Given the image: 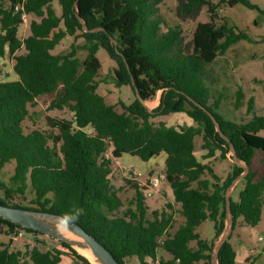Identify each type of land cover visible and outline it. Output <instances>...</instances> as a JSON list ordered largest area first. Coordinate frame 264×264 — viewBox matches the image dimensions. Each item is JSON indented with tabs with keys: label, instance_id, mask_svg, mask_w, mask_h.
Returning a JSON list of instances; mask_svg holds the SVG:
<instances>
[{
	"label": "trees",
	"instance_id": "obj_1",
	"mask_svg": "<svg viewBox=\"0 0 264 264\" xmlns=\"http://www.w3.org/2000/svg\"><path fill=\"white\" fill-rule=\"evenodd\" d=\"M161 2L0 0V57L13 59L16 76L13 81H0V172L6 164L14 163L8 183L0 182V204L61 215L80 225L120 264L131 258H136L137 264H211L212 248L225 228L226 190L243 173L232 156L225 178L212 169L213 161L227 160L230 144L238 160L248 167V173L235 185L239 188L237 200L229 195L232 228L240 217L245 225L254 227L264 214V138L257 136L264 131V116L253 113L252 98L247 102L248 120L235 123L220 115L223 96L207 70L229 47L247 40L245 33L228 26L218 9L241 4L263 19L264 11L249 0H218L216 4L176 0L178 20L197 17L202 7L209 18L198 23L191 40L185 42L179 24L161 31L156 17ZM22 15L32 20L28 36L19 39ZM217 20L221 21L218 25ZM67 36L74 41L82 39V45L72 44L68 52L53 54ZM99 48L116 64L115 87L129 86L135 96L128 105L119 101V110L96 92L102 67L96 57ZM78 49L86 53L83 60L76 56ZM53 93L56 96L48 110L67 109L72 120L47 119L52 132L25 133L22 122L28 116L27 107L34 106L38 97ZM158 93V105L148 111L141 102L154 100ZM234 98L232 107L238 109L243 100L240 88ZM204 110L215 118L227 141ZM172 114H181L192 124L168 126L151 121ZM196 137L202 140L199 157L194 153ZM108 144L112 147L110 157L105 156ZM160 154L165 155L162 175L172 193L171 203L149 211L144 195L147 189L126 179L134 195L130 206L122 209L119 190L111 182L112 162L122 155L148 162ZM26 192L31 196L28 206L14 201ZM175 215L184 221L169 233ZM207 219L214 226L210 243L196 232ZM3 228L9 237L21 232L42 235L0 218V233ZM228 239L219 249L217 264L235 262ZM57 242L77 264H91L65 243ZM61 252L37 246L25 252L10 251L7 243L0 242V264H59Z\"/></svg>",
	"mask_w": 264,
	"mask_h": 264
},
{
	"label": "rangeland",
	"instance_id": "obj_2",
	"mask_svg": "<svg viewBox=\"0 0 264 264\" xmlns=\"http://www.w3.org/2000/svg\"><path fill=\"white\" fill-rule=\"evenodd\" d=\"M216 4L218 0H209ZM259 9L264 11V0H249ZM57 15H60V9L56 2L52 3ZM176 0H162L157 6L156 17L161 22V31L165 32L168 28L179 24L181 27L182 37L185 42H189L192 33L198 23L208 22V14L206 7H202L199 14L195 18L178 20L175 15ZM220 17H224L228 26L234 27L237 31L243 32L247 36V40H240L236 44L229 47L223 56H219L210 65L207 70L212 72L216 90L222 94L223 99L219 107V113L225 119L235 123L246 121L250 115H246L247 102L250 98L253 99V113L257 116H264V19L255 10H250L241 4L229 7L223 5L218 9ZM32 20L31 16H25L22 23L19 25L17 36L23 39L29 34V24ZM221 21L217 20V25ZM1 34V31H0ZM82 39L74 41L73 37H65L52 52L53 54L66 53L70 50V46L82 45ZM19 53H22L20 51ZM85 52L78 49L77 58L83 60ZM96 57L101 63V71L98 74L97 81L100 82L97 88V93L103 96L105 102L116 106L117 103L128 105L135 99L134 94L129 86L122 85L115 87L112 82V77L116 69V64L108 57L105 50L99 48ZM14 61L11 57L5 55L0 57V81H13L16 76L13 73ZM206 84L207 80L202 78ZM206 81V82H205ZM240 88L243 93V100L238 109H234V93ZM55 94L40 96L36 99L34 106H28V116L22 122V128L25 133L32 130H40L41 132L50 133L47 127V119L60 118L72 120V114L67 110H48L50 102L55 98ZM160 93L150 102L144 103L145 106L152 110L158 105ZM153 124L164 122L168 126H179L186 124V117L181 114H172L168 116H157L152 120ZM54 133L56 131H53ZM91 133L90 130H87ZM259 138H264V131L257 135ZM200 137L195 138L194 153L199 157L201 154ZM231 152L227 155V160L213 161L212 169L214 173L225 178L227 175ZM113 167L111 182L112 185L119 190V197L123 203V208L130 206V201L134 195L133 189L125 181L126 179H134L139 186L146 188L145 204L149 211L161 210L166 203H171L172 193L164 181L159 176L163 173L162 158L146 168L144 172L134 166H129L124 163H118ZM14 163L6 164L0 172V182L7 184L9 177L13 173ZM140 173L138 176L137 174ZM157 174L154 175L153 173ZM137 173V174H136ZM156 184V185H155ZM238 186L233 187L231 199L237 200ZM2 193L0 192V196ZM30 195L26 192L23 196H16L15 202L22 205H29ZM183 218L175 215L172 220V228L169 233H174L179 225L183 223ZM197 234L200 239L210 243L214 238V226L210 219L205 220L197 229ZM0 242L7 243L10 251L25 252L33 246H37L42 250L56 249L62 251L61 262L59 264H77L68 254L66 250L61 248L57 240L51 239L44 235H33L28 233H18L11 237L4 234V228L0 233ZM228 243L231 245L235 253L234 264H264V214L261 215L260 221L254 227L247 226L242 222V218H236L232 231L229 235ZM194 245L191 243V246ZM78 253V252H77ZM79 254V253H78ZM166 257V256H165ZM126 264H137L136 258H131L125 262Z\"/></svg>",
	"mask_w": 264,
	"mask_h": 264
},
{
	"label": "water",
	"instance_id": "obj_3",
	"mask_svg": "<svg viewBox=\"0 0 264 264\" xmlns=\"http://www.w3.org/2000/svg\"><path fill=\"white\" fill-rule=\"evenodd\" d=\"M75 5L77 7V1L75 2ZM80 22L83 26L84 31L87 32L88 29L86 28L85 24L82 21ZM94 31L96 30H91V32H94ZM131 81H132L131 85L134 86L133 79H131ZM138 99L139 101H141L139 97ZM141 103L145 106L143 102ZM199 107L203 109L201 106ZM204 111L210 117L215 127V130L218 132L220 137H222L225 141H227L225 136H223L215 118L211 116V114L207 112L206 110ZM230 151H231V156L233 158V163H235L239 167H242L243 173L237 176L226 190V193H225V199H226L225 228L220 238L217 240V242L214 244L212 248L211 264H217V255H218L219 249L228 239L232 231V215L230 213V203H229L230 192L232 188L239 182V180H241L248 173V167L243 165L238 160L235 154V151L233 149V146L231 144H230ZM0 218H2L3 220L9 223L17 225L19 227L36 231L51 239H55L59 242L65 243L72 249H74L73 246H77L82 250L86 249L97 260L99 264H120L117 260H115V258L113 257V255L110 253V251L107 248H105L93 236L88 234L80 225L73 223L72 221L68 220L67 218L61 215H56V214L43 212V211H37V210H29V209H24V208L5 206V205L0 204ZM55 223L60 225L65 230L66 233L79 238L82 243H78L74 241L73 239H70L66 233H61L60 231H58L55 227ZM74 250L76 251V249Z\"/></svg>",
	"mask_w": 264,
	"mask_h": 264
},
{
	"label": "crops",
	"instance_id": "obj_4",
	"mask_svg": "<svg viewBox=\"0 0 264 264\" xmlns=\"http://www.w3.org/2000/svg\"><path fill=\"white\" fill-rule=\"evenodd\" d=\"M187 119V118H186ZM191 121L189 119H187L186 121V124L184 125H191ZM195 142V140H194ZM202 144V143H201ZM162 158V163L164 162V158H165V155L164 154H160L159 156L153 158V159H150L148 162H141L139 161L137 158L133 157V156H129V155H122L121 158L119 160H114L112 162V166H117L116 164L118 163H124L126 165H129V166H134V167H137L138 169H142V172H144L146 170V168H149L151 167L153 164H155L158 159ZM230 166V165H229ZM230 172V167H228V171H227V174ZM141 171L137 174L138 176L140 175ZM154 175H156L157 173L154 172L153 173ZM263 174H264V169H263ZM156 185V184H155Z\"/></svg>",
	"mask_w": 264,
	"mask_h": 264
},
{
	"label": "bare ground",
	"instance_id": "obj_5",
	"mask_svg": "<svg viewBox=\"0 0 264 264\" xmlns=\"http://www.w3.org/2000/svg\"><path fill=\"white\" fill-rule=\"evenodd\" d=\"M55 227H56V229L58 230V231H60L61 233H66L65 232V230L60 226V225H58L57 223H55ZM67 235H68V237L70 238V239H73L74 241H76V242H78V243H82L81 242V240L79 239V238H77L76 236H73V235H71V234H68V233H66ZM74 247V249H76V251L79 253V254H81V255H83L84 257H86L89 261H90V263L91 264H99L98 262H97V260L86 250V249H80L79 247H77V246H73Z\"/></svg>",
	"mask_w": 264,
	"mask_h": 264
},
{
	"label": "built area",
	"instance_id": "obj_6",
	"mask_svg": "<svg viewBox=\"0 0 264 264\" xmlns=\"http://www.w3.org/2000/svg\"><path fill=\"white\" fill-rule=\"evenodd\" d=\"M18 8V7H17ZM16 8V9H17ZM24 17H25V15H22V21L24 20ZM111 145L110 144H108V146H107V152H106V154H105V156L106 157H110V151H111ZM161 179H164V177H163V175H160L159 176ZM150 264H158V262H154V263H150Z\"/></svg>",
	"mask_w": 264,
	"mask_h": 264
}]
</instances>
